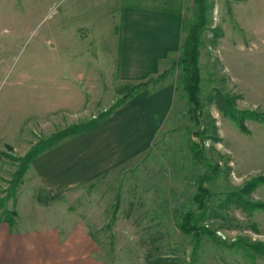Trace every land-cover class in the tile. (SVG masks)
<instances>
[{
    "label": "rangeland",
    "instance_id": "374dc122",
    "mask_svg": "<svg viewBox=\"0 0 264 264\" xmlns=\"http://www.w3.org/2000/svg\"><path fill=\"white\" fill-rule=\"evenodd\" d=\"M209 2V25L200 47L205 136L193 138L203 143L210 169L191 149L194 122L188 116L185 73L182 66H173L179 48L170 55L165 78L174 88V101L152 147L131 164L51 203L52 209L72 212L86 223L98 240L103 264H264V255L251 257L230 246L264 241V208L250 204L264 203V184L235 196L264 175V118L247 116L249 132H243L223 102L238 111L264 113V0ZM115 4L0 0L1 152L23 157L41 139L99 117L123 96L128 83L112 78L120 33L113 29L114 13L106 12ZM163 6L181 8L191 18L195 4L173 0ZM18 164L2 155L0 200L8 197ZM211 167L218 172L202 182L213 193L202 224L218 240L203 234L198 243L180 224L194 207L201 176L214 171ZM12 198L0 205V218L6 208H15Z\"/></svg>",
    "mask_w": 264,
    "mask_h": 264
},
{
    "label": "crops",
    "instance_id": "0c3cea01",
    "mask_svg": "<svg viewBox=\"0 0 264 264\" xmlns=\"http://www.w3.org/2000/svg\"><path fill=\"white\" fill-rule=\"evenodd\" d=\"M168 3L173 0H116L107 9L120 33L114 81L139 83L167 69L170 55L181 47L185 17L181 8L163 6ZM165 82L140 91L102 124L62 140L31 163L12 198L15 208H9L17 213L14 224L0 218V264H103L86 223L51 203L152 147L174 101V88ZM74 99L67 97L71 104ZM41 189L48 203L38 199Z\"/></svg>",
    "mask_w": 264,
    "mask_h": 264
},
{
    "label": "trees",
    "instance_id": "16d2710c",
    "mask_svg": "<svg viewBox=\"0 0 264 264\" xmlns=\"http://www.w3.org/2000/svg\"><path fill=\"white\" fill-rule=\"evenodd\" d=\"M210 0H194V12L193 17H184L183 20V39L180 47L181 54L179 58L173 62V66H182L185 73L184 78V88L186 92L187 102L189 104L188 116L191 121L194 122L193 128L191 130L192 135V151L193 156L198 162L204 163L207 165V168L210 169L212 163L204 155V146L201 143V140L204 139V130L201 129V114L203 108V101L201 97L202 87V75H201V66H200V56H201V39L204 32L209 25V11H210ZM169 69H166L163 73L157 77H151L147 81L139 83H128L125 85V90L123 91V96L115 103L114 106L104 111L99 117L91 119L89 122L82 124L70 125L63 130L54 132L51 136L45 139H41L32 148L27 152L23 157H15L6 152H1L5 157H9L13 160L19 162L17 170L13 174L12 186L9 189L8 197L11 195L15 198L16 189L19 184L23 181V178L30 167L31 163L42 153L53 148L59 144L62 140L72 137L83 132L89 131L94 128L96 125L101 123L103 120L111 116L121 105H123L127 100L138 94L140 91L150 88L152 85H156L159 82L163 81L169 74ZM227 108H229L230 116L238 123L240 129L243 132H249V129L245 123L246 117L250 116L253 119H263L264 113H257L256 111H238L237 108L230 104V102L225 101ZM204 135V136H203ZM201 138L199 141H196L193 137ZM7 148H11L10 145H7ZM212 172L205 173L201 176L200 184L198 187V192L193 197L194 207L187 210L184 214L180 228L182 232L193 235L196 242L199 243V240L203 234L209 235L210 237L217 239L215 232L212 229L207 228L202 224L203 220L206 217L208 210V202L213 196L211 190L206 187L202 182L209 181L213 178L214 174L218 172V167H211ZM264 184V175L253 178L248 182L240 192L235 193V196L243 197L244 194H249L256 190V188ZM6 197L3 200H0V205L7 200ZM41 202L47 203L48 199H43L38 196ZM253 208H264V203H250ZM5 216L8 219L10 225H13L15 220L14 216L17 214L15 210H4ZM231 247H240L242 248L249 256L253 257L254 253L264 255V241L257 242H248L242 240L240 242H235L230 245Z\"/></svg>",
    "mask_w": 264,
    "mask_h": 264
}]
</instances>
